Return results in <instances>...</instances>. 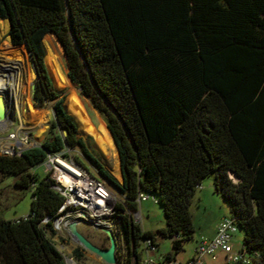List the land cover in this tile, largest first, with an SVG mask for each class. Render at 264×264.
<instances>
[{
	"label": "trees",
	"instance_id": "obj_1",
	"mask_svg": "<svg viewBox=\"0 0 264 264\" xmlns=\"http://www.w3.org/2000/svg\"><path fill=\"white\" fill-rule=\"evenodd\" d=\"M0 20L11 44L26 47L37 104L54 102L40 147L0 154V181L15 176L32 193L29 217L0 218V264H65L51 224H42L62 199L36 169L65 149L122 196L118 211L136 210L139 193L162 207L156 234L120 216L128 245L120 264H141L140 240L157 236L171 239L172 260L193 239L189 205L207 177L242 230L243 249L264 264V0H0ZM50 33L67 77L105 118L122 182L78 136L53 86L43 43Z\"/></svg>",
	"mask_w": 264,
	"mask_h": 264
},
{
	"label": "rangeland",
	"instance_id": "obj_2",
	"mask_svg": "<svg viewBox=\"0 0 264 264\" xmlns=\"http://www.w3.org/2000/svg\"><path fill=\"white\" fill-rule=\"evenodd\" d=\"M6 24L8 35V21L6 22ZM3 29H5L4 26ZM3 40L4 35L2 34V42L0 43V46L3 44ZM43 43L46 50L45 57H47V55L54 56L59 71L63 75H65V77H67L68 67L65 58L66 56L63 47L58 41L57 37L52 33L47 34L43 39ZM22 48L25 51L26 70L24 69L23 72L16 67L17 69L15 68V70L11 71L15 78L17 90L11 91L10 86L5 89L7 95L10 97L8 106L11 108L6 120L5 127L0 128V141L1 139L6 141V139L4 138H7L9 134H13L16 138H19L23 132H27L29 142L40 144L46 133L49 131L50 123L53 119L54 102L48 101L39 106L40 103L37 104L34 101L32 85L35 84L37 77L35 75V71L25 47L22 46ZM47 69L52 79L54 88L58 91H61L63 93L62 96H65V109L69 108V106L71 105V102L69 100L70 94L75 93L80 99L85 111L87 112L90 121L92 122L93 120V122L97 126L104 124L107 127L104 116L93 107L91 101L88 98L80 94V90L71 83L68 77L67 78L69 79L70 83L62 86L57 82L53 69L49 65L47 66ZM5 96V92H0L1 101H3V98H5ZM34 111H36L37 113H33ZM39 118H42V123H39ZM77 134L79 137L85 140L89 148L96 154V156L99 157L105 168L119 182H122L119 169L120 163L115 153H111V155H108L99 148L92 136L82 135L78 131ZM67 154L77 157L94 176L100 177L98 173L92 168V166L89 165L88 162L83 158L78 150L67 152ZM36 169L39 173L45 175L46 171L43 166H38ZM15 179V176L8 175L0 181V218L2 219L15 220L18 218H23L30 211L32 193L29 189H22L16 186ZM207 183H209V185L213 183L211 177L205 178L202 181L201 185H206ZM111 189L114 191L113 187H111ZM197 192H199V189L196 190L195 194ZM195 194L192 197L189 205V212L192 217L195 232L193 235L194 238L188 241V243H190L187 244L188 249L195 242V236L199 233V231L201 229H208V227L212 225L214 221L219 217L221 211H228V214H230V210L224 199L219 195H213L214 188H212V196H210V198L203 204L197 203L195 201ZM138 211L141 214V220L137 221L136 223L139 224L142 228L150 230L153 232V234H156L159 229L165 226L164 214L159 202H154L151 198H149L147 201L140 204ZM76 232L92 244L102 249H107L110 247V238L104 231L94 229L83 224L76 227ZM112 235L115 241V264H120L121 260H124L128 254V245L123 236V229L120 226H118L117 229L112 232ZM56 240V243L59 244V247H61L63 251L68 255H75L74 250L78 249L81 254L79 260H81L83 264H107L99 256L85 249L74 238L72 240L70 236H67L65 234L64 236L60 235ZM242 240L243 232L238 228L237 232L233 236V241L235 244L234 248H240L242 246ZM157 241L161 249L170 245V241L166 238H160L157 236Z\"/></svg>",
	"mask_w": 264,
	"mask_h": 264
},
{
	"label": "built area",
	"instance_id": "obj_3",
	"mask_svg": "<svg viewBox=\"0 0 264 264\" xmlns=\"http://www.w3.org/2000/svg\"><path fill=\"white\" fill-rule=\"evenodd\" d=\"M17 71V70H16ZM18 72V71H17ZM16 72V74H17ZM7 117L0 121V128L5 127ZM6 141H0V154L5 156H20L24 151L40 147V144L29 142L27 132H23L19 138L9 134ZM76 151L65 149L60 153H47L41 166L45 168L47 175L52 181V189L61 197L62 202L57 212L52 216H45L43 225L51 224L55 235L49 232L48 238L55 243L57 249L62 253L65 264H83L74 255L66 254L59 244L56 243L60 235L71 236L68 227L74 223L87 225L91 228H102L114 232L118 226L121 227L120 216H128L132 221L141 220V214L136 210L125 208L123 211L117 210V205L121 203L122 196L111 189V186L104 180L95 178L93 174L83 164L77 162L76 157L70 156L67 152ZM151 198L150 195L139 193L136 199L137 205ZM29 217L27 214L23 218ZM238 227L235 220L229 215L224 217L219 223L216 234L212 238L202 237L195 249V255L187 264H204L203 259L209 257L217 260L219 255H224L225 264H253L252 257L241 246L233 248V236ZM155 240L150 237L141 241V264H158L154 258L157 251ZM134 264L136 258L133 257Z\"/></svg>",
	"mask_w": 264,
	"mask_h": 264
},
{
	"label": "bare ground",
	"instance_id": "obj_4",
	"mask_svg": "<svg viewBox=\"0 0 264 264\" xmlns=\"http://www.w3.org/2000/svg\"><path fill=\"white\" fill-rule=\"evenodd\" d=\"M0 34L4 35L3 44L0 46V92H6L5 89L9 86L11 88V91H16L17 86L15 83V78L11 71L15 70L16 67L23 72L24 69L26 70L25 51L23 50L22 46H13L11 44L9 36L7 35V28L3 29L2 22H0ZM44 60L47 62H45L46 66L49 65L53 69L57 82L60 85L63 86L70 83L69 79L59 71L54 56L47 55ZM7 97L8 99H10L8 95ZM69 100L71 102V105L69 106V108H67V111L77 123L78 132L82 135L92 136L103 152L108 155H111V153H115L116 157H118L117 149L113 143L107 127L104 124H101L98 127H95L93 125L80 99L75 93L70 94ZM33 113L36 114L37 112L34 111ZM39 120V123H42V118H39Z\"/></svg>",
	"mask_w": 264,
	"mask_h": 264
},
{
	"label": "crops",
	"instance_id": "obj_5",
	"mask_svg": "<svg viewBox=\"0 0 264 264\" xmlns=\"http://www.w3.org/2000/svg\"><path fill=\"white\" fill-rule=\"evenodd\" d=\"M0 22H2V25L6 29L7 28V24H6L7 20H0ZM1 37H2V34H1ZM92 123H93V125L95 127H98L97 125H95L93 120H92ZM118 161H119V157H118ZM119 169H120V166H119ZM212 188H213V183L210 184V185H209V183H207L206 185H204V184L201 185L198 188L199 192H197L195 194V201L197 203H200V204L205 203L210 198V196H212ZM213 195H217V194L214 193ZM138 208H139V205H138ZM226 216H229L228 211L227 212L226 211H221L219 217L214 221V223L212 225H210L208 227V229H206V230H202L201 229L199 231V233L195 236V242L193 243V245H191V247L188 249L187 244H190V243H188V242L185 243L183 245V249L180 252H178L174 256V258L172 260H167V258H166L167 254L172 252V241H171V239H168L170 241V245L166 246L163 249H161V247H160V245H159V243L157 241V237H156L155 242H156V245L158 247L157 251L155 252V255H154V258H155L156 262L158 264H187L188 261L190 259H192L194 257V255H195V249L197 247L198 241L202 237H204V238H212L216 234V230H217V227H218L219 223ZM142 229L144 231H149V232L153 233L150 230H147V229H144V228H142ZM193 238H194V236H193ZM141 241L142 240H140V243L137 246V251L139 252L140 257H141V252H140L141 251L140 250L141 249ZM232 244H233V248H234V246H235L234 241L232 242ZM234 249H237V248H234ZM203 262H204V264H225V258H224V255L221 254V255H219V257L215 261L212 260L209 257H205L203 259Z\"/></svg>",
	"mask_w": 264,
	"mask_h": 264
},
{
	"label": "water",
	"instance_id": "obj_6",
	"mask_svg": "<svg viewBox=\"0 0 264 264\" xmlns=\"http://www.w3.org/2000/svg\"><path fill=\"white\" fill-rule=\"evenodd\" d=\"M53 35H55L54 33H52ZM20 46H24V45H20ZM25 47V46H24ZM26 49V47H25ZM27 51V50H26ZM35 75L37 77V74L35 72ZM32 90H33V96H34V93H35V90H36V85L33 84L32 85ZM34 101L37 103V99L34 97ZM8 97L5 96V98H3V101L0 100V121H2L3 119H5L7 117V111H8ZM67 111V109H65ZM68 113V111H67ZM69 114V113H68ZM70 115V114H69ZM108 129V128H107ZM109 131V129H108ZM110 135H111V138L113 140V137H112V134L111 132L109 131ZM113 143L115 145V142L113 140ZM116 147V145H115ZM117 149V148H116ZM118 153V151H117ZM119 157V156H118ZM120 174H121V178L122 177V173H121V169H120ZM94 176V175H93ZM95 178H98V179H103L101 176L100 177H96L94 176ZM76 225L74 223H72L69 227H68V230L71 234V236L77 241L79 242L85 249L93 252L94 254H96L97 256H99L103 261H105L107 264H115L116 263V258H115V241H114V237L112 235V232L109 231V230H105V229H102V228H97L101 231H104L110 238V247L107 248V249H102L94 244H92L91 242H89L87 239H85L83 236L79 235L77 232H76ZM136 258V257H135Z\"/></svg>",
	"mask_w": 264,
	"mask_h": 264
},
{
	"label": "flooded vegetation",
	"instance_id": "obj_7",
	"mask_svg": "<svg viewBox=\"0 0 264 264\" xmlns=\"http://www.w3.org/2000/svg\"><path fill=\"white\" fill-rule=\"evenodd\" d=\"M5 94H6V92H5ZM6 97H7V95H6ZM9 101H10V99H8V102H9ZM7 105H8V103H7ZM10 108H11V107L8 106V113H9V111H10Z\"/></svg>",
	"mask_w": 264,
	"mask_h": 264
}]
</instances>
